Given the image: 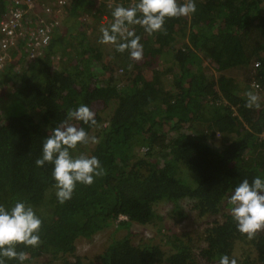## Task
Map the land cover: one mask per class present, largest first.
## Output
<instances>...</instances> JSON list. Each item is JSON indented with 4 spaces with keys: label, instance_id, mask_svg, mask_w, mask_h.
<instances>
[{
    "label": "trees",
    "instance_id": "16d2710c",
    "mask_svg": "<svg viewBox=\"0 0 264 264\" xmlns=\"http://www.w3.org/2000/svg\"><path fill=\"white\" fill-rule=\"evenodd\" d=\"M196 4L194 14L168 18L165 31L130 26L144 46L143 58L133 61L99 42L97 29L112 15L90 28L84 14L103 12L95 0H75L41 57L22 72L10 65L0 74V204L27 201L43 221L38 247L17 245L28 255L24 264L43 256L58 264H219L224 254L237 264H264V229L249 238L227 212L238 183L264 176V0ZM7 5L0 0V16ZM178 33L188 36L181 46ZM160 60L173 66L171 75L155 67ZM240 71L244 78L232 75ZM250 90L260 96L259 108L245 106ZM81 104L96 113V124L70 123L98 142L79 144L74 154L98 157L105 175L77 184L61 204L53 165L35 161L45 137ZM184 199L199 216L221 220L198 235L164 233L170 251L133 240L134 224L163 221L161 204L177 222L186 218ZM115 223L93 256L77 254L80 240Z\"/></svg>",
    "mask_w": 264,
    "mask_h": 264
},
{
    "label": "clouds",
    "instance_id": "9594fccd",
    "mask_svg": "<svg viewBox=\"0 0 264 264\" xmlns=\"http://www.w3.org/2000/svg\"><path fill=\"white\" fill-rule=\"evenodd\" d=\"M197 10L196 0H136L134 6L117 5L112 10L113 22L100 29V43L115 44L118 52L127 51L133 61L143 58L144 46L141 37L132 25H140L148 34L165 31L168 18L184 17ZM259 67V65H257ZM260 96L248 91L246 107L259 108ZM96 113L86 104L69 109L67 119L50 131L42 145V155L36 159L37 167L46 163L53 165L52 178L55 181L56 198L63 204L72 199L77 184L91 185L95 179L105 175L101 161L95 155L74 154L79 144L97 143L95 136H89L83 127L70 123L72 120L84 124H96ZM233 207L230 214L237 229L249 238L264 229V176H256L250 182L247 178L238 183L230 195ZM42 218L27 201L17 200L13 206L0 204V264L16 260L24 264L28 255L17 251V245L38 247L41 243ZM219 264H237L235 258L224 254Z\"/></svg>",
    "mask_w": 264,
    "mask_h": 264
},
{
    "label": "built area",
    "instance_id": "2783aa9c",
    "mask_svg": "<svg viewBox=\"0 0 264 264\" xmlns=\"http://www.w3.org/2000/svg\"><path fill=\"white\" fill-rule=\"evenodd\" d=\"M6 1L8 5L0 16V74L10 65L22 72L27 64L41 57L75 0ZM104 1L95 0L97 5ZM89 19L84 14V20Z\"/></svg>",
    "mask_w": 264,
    "mask_h": 264
},
{
    "label": "rangeland",
    "instance_id": "374dc122",
    "mask_svg": "<svg viewBox=\"0 0 264 264\" xmlns=\"http://www.w3.org/2000/svg\"><path fill=\"white\" fill-rule=\"evenodd\" d=\"M119 3L120 2H118L117 0H108V1H104L103 4H101V5L95 6V8L99 9L101 12H103V14L101 17L100 16L94 17L88 13V15L91 19L90 20L91 23H89L91 26H89V27L91 28L92 26L101 25V24L105 25V24H108L109 22H111L112 21V18H111L112 10L117 5H119ZM122 3H126L125 7H129V6H133L136 3V0H130V1L129 0L128 1L123 0ZM102 5H105V6H102ZM101 28L102 27H98L97 34L100 32ZM178 34L176 35V37H180L181 40L178 41L176 46H181L184 41L188 40V36L186 34L185 35L179 34V36H178ZM15 53H14V55H15ZM204 64L206 66H208L209 68H211L212 65H211L210 58L204 57ZM168 65H170V64L165 65V63H163V61H161V60H160V62L159 61L155 62L156 68H159L161 71L163 70V72L165 71L168 73V75H171L173 72V66H170V70H169ZM232 75L239 77V78H244L246 73L243 71H240V72H234ZM123 77H125V76H123ZM172 81H173V77L170 78L169 80H167L168 86H170L172 84ZM181 205L183 206L184 210L186 211V214H187L186 218L177 222L174 218H172L170 215H168L169 214L168 213L169 212L168 205L167 204H161L159 206L158 210H159L160 214H162L164 216L163 221L160 224H158L157 226L151 225V224L146 225V226L134 224L131 227L133 240L136 243L140 242L143 239L153 240L156 243H160V245L163 247V249L165 251H170L171 250L170 245L166 242V238L163 237L164 233L169 232V231H171V232L174 231L175 233H182L183 231H192L196 235H198V233H202L203 229L210 222H212L214 219L221 220V218H222V214H219L218 216H204V217L199 216L196 213V211H193V209L191 207L192 202H191V200H188V199H184L183 201H181ZM232 207H233V205L228 207L227 212H230L229 209H231ZM116 228H117V224L115 223L112 226H110L109 228H107L104 232L97 235L93 240H90V241H87L85 239L80 240L78 242L77 254L79 256H84V257L93 256L95 254V252L101 247V244L106 241L105 239L108 236H110V234L114 230H116ZM120 232L124 233L125 231H120ZM241 252L242 251L240 249L239 250L237 249L236 255L240 256ZM37 264H58V262L51 260L48 256H43L37 260Z\"/></svg>",
    "mask_w": 264,
    "mask_h": 264
},
{
    "label": "bare ground",
    "instance_id": "6f19581e",
    "mask_svg": "<svg viewBox=\"0 0 264 264\" xmlns=\"http://www.w3.org/2000/svg\"><path fill=\"white\" fill-rule=\"evenodd\" d=\"M5 72V71H4ZM3 73V72H2Z\"/></svg>",
    "mask_w": 264,
    "mask_h": 264
}]
</instances>
